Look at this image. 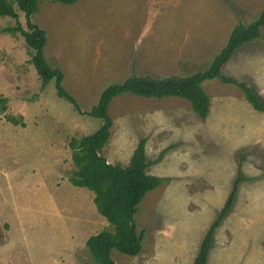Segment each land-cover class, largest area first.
<instances>
[{
    "label": "rangeland",
    "instance_id": "obj_1",
    "mask_svg": "<svg viewBox=\"0 0 264 264\" xmlns=\"http://www.w3.org/2000/svg\"><path fill=\"white\" fill-rule=\"evenodd\" d=\"M262 4L40 0L31 21L45 31L44 58L62 71V86L80 111L57 96L53 79L42 88L23 37L4 31L15 20L1 17L0 98L7 109L0 114V264H96L85 241L112 227L85 194L92 192L68 180L69 142L101 124L87 112L106 86L133 73L165 77L205 69L232 28L250 23ZM13 7L26 28L24 13ZM221 72L247 83L264 102V26ZM202 86L210 98L204 120L181 97L124 93L109 104L113 125L101 154L127 165L145 138L147 171L167 178L137 205L140 253L112 250L116 264H192L239 175L206 264H264V112L234 84L213 78Z\"/></svg>",
    "mask_w": 264,
    "mask_h": 264
},
{
    "label": "trees",
    "instance_id": "obj_2",
    "mask_svg": "<svg viewBox=\"0 0 264 264\" xmlns=\"http://www.w3.org/2000/svg\"><path fill=\"white\" fill-rule=\"evenodd\" d=\"M45 1L71 5L77 0ZM39 2L40 0H0V18L8 16L15 20V25L5 28L4 31L19 33L23 37L31 53V63L41 80L42 88L53 79L57 96L68 100L76 110L80 111L74 97L62 86L64 77L62 71L52 68L44 58L43 48L47 42L45 31L31 21V16L39 10ZM13 4H16L17 8L24 13L26 28L20 24L19 15ZM263 26L264 0L256 18L246 25L238 23L232 28L225 45L205 69L188 75L171 74L165 77L138 76L133 73L122 82L110 84L100 92L96 104L87 114L99 118L101 124L92 133L80 138H72L69 142L74 169L68 178L73 186L87 188L92 192V202L97 213L103 216L112 227V230L107 228L100 230L85 241V246L96 264H116L110 254L112 250L129 256L140 253L143 231L138 234L136 230L134 214L137 211V205L148 191L167 180L165 177L147 172L149 164L145 157V139L138 142L125 166L109 163L101 154L113 125L108 113L112 99L124 93L154 98L181 97L186 99L198 117L204 120L210 111V98L202 82L218 78L221 82L239 87L253 109L264 112V102L247 83L221 72L222 67L244 43L254 41L261 36ZM6 101V98H0V114L7 109ZM8 120L24 126L21 118L9 117ZM239 181L240 175L236 178L216 218L206 230L192 264H206L214 232L233 204Z\"/></svg>",
    "mask_w": 264,
    "mask_h": 264
},
{
    "label": "crops",
    "instance_id": "obj_3",
    "mask_svg": "<svg viewBox=\"0 0 264 264\" xmlns=\"http://www.w3.org/2000/svg\"><path fill=\"white\" fill-rule=\"evenodd\" d=\"M262 29V28H261ZM243 56V55H242ZM242 56L240 57V59L242 58ZM112 128V127H111ZM145 139V138H144ZM157 140V139H156ZM135 149V148H134ZM102 152H103V148H102ZM109 153H107V155H108ZM107 155H106V159H107V161L109 162V163H112V164H120V163H115V162H113L111 159H113L114 161H118L119 162V160H118V158L117 157H112V158H110L109 160H108V157H107ZM104 156V155H103ZM122 165V164H121ZM123 166H125V165H123ZM148 172V171H147ZM149 173V172H148ZM149 174H151V173H149ZM153 175H155V174H153ZM157 176V175H156ZM159 177H161V176H159ZM166 178V177H165ZM85 194H87L88 195V198L90 199V201H91V203H92V199H93V194H90V193H88V192H85ZM94 208H92V206H91V209L90 210H92V211H94L93 210ZM95 212V211H94ZM95 214H96V212H95ZM100 215V214H99ZM98 214H97V220H99L100 221V223H103V219L99 216ZM210 253V252H209ZM208 259V258H207Z\"/></svg>",
    "mask_w": 264,
    "mask_h": 264
}]
</instances>
